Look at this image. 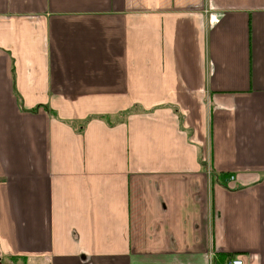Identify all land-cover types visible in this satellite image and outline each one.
<instances>
[{
	"label": "crops",
	"instance_id": "crops-1",
	"mask_svg": "<svg viewBox=\"0 0 264 264\" xmlns=\"http://www.w3.org/2000/svg\"><path fill=\"white\" fill-rule=\"evenodd\" d=\"M264 264V0H0V264Z\"/></svg>",
	"mask_w": 264,
	"mask_h": 264
},
{
	"label": "built area",
	"instance_id": "built-area-1",
	"mask_svg": "<svg viewBox=\"0 0 264 264\" xmlns=\"http://www.w3.org/2000/svg\"><path fill=\"white\" fill-rule=\"evenodd\" d=\"M227 264H243V262L240 257H234V258H229Z\"/></svg>",
	"mask_w": 264,
	"mask_h": 264
}]
</instances>
